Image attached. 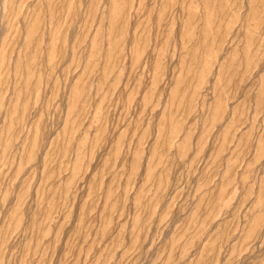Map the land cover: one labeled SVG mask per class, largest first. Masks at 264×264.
Here are the masks:
<instances>
[{"label":"rangeland","instance_id":"obj_1","mask_svg":"<svg viewBox=\"0 0 264 264\" xmlns=\"http://www.w3.org/2000/svg\"><path fill=\"white\" fill-rule=\"evenodd\" d=\"M0 264H264V0H0Z\"/></svg>","mask_w":264,"mask_h":264}]
</instances>
